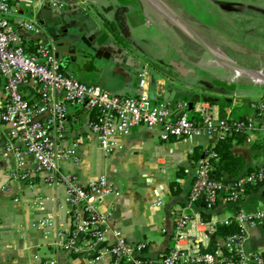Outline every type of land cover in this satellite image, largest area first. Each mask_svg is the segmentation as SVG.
Listing matches in <instances>:
<instances>
[{
	"label": "crops",
	"instance_id": "0c3cea01",
	"mask_svg": "<svg viewBox=\"0 0 264 264\" xmlns=\"http://www.w3.org/2000/svg\"><path fill=\"white\" fill-rule=\"evenodd\" d=\"M157 1L173 18L151 0H66L62 7L49 8L43 16L42 9L31 16L40 26L39 39L52 43L59 60L63 58L62 69L82 82L114 93L144 94L167 101L173 117L188 113L190 103L197 114V102L219 113L216 102L224 97L231 103L225 115L255 118L248 103L254 100L249 98L246 85L264 86V82L237 74L202 48L194 36L236 64L259 66L246 68L264 73V0ZM29 15L20 6L9 21L14 24ZM20 33L30 51L35 36L23 30ZM71 35L84 38L79 40L76 53L71 52ZM240 48H244L246 57L238 54ZM202 53L205 66L201 65ZM236 53L238 58L234 57ZM204 54L213 61L206 60ZM141 78L145 80L143 87ZM3 86L0 77V102L5 98ZM24 92L34 95L36 84L26 85ZM92 119V111L68 105L69 126L62 142L72 148L73 156L59 161L58 171L75 174L83 185L103 176L113 187L112 195L100 205L105 209L113 204L107 220V240H113L117 232L128 241H143L142 255L157 264L160 255L172 246L177 211L207 219L211 216L201 202L189 200V191L199 158L213 148L216 139L200 134L162 142L158 128L138 126L117 136V149L105 153L89 127ZM9 129L8 124L0 123V264H45L52 259L56 264H112L109 257L96 258L92 249L75 253L59 246L58 231L73 229L65 186L46 184L43 172L30 171L25 179L13 175L16 159L13 150L7 148ZM245 135L243 141L234 139L230 148L243 157V171L231 176L215 160L216 178L231 179L264 165V137L260 132ZM14 144L20 142L15 140ZM99 153L111 155L98 169ZM31 163L28 158L27 169ZM160 163L168 166L167 178L157 170ZM238 206L246 210L264 208V182L255 189H244L236 203L220 197L212 213L220 221L229 220ZM46 220L50 224H45ZM158 222V240L153 241L146 234ZM243 250L264 252V227L248 228Z\"/></svg>",
	"mask_w": 264,
	"mask_h": 264
},
{
	"label": "built area",
	"instance_id": "2783aa9c",
	"mask_svg": "<svg viewBox=\"0 0 264 264\" xmlns=\"http://www.w3.org/2000/svg\"><path fill=\"white\" fill-rule=\"evenodd\" d=\"M28 1L0 0V77L5 92L0 102V123L10 126L7 148L13 150L16 159L13 175L25 179L30 171L43 172L46 184L65 186L73 229L57 233L59 246L64 250L81 253L92 249L96 258L109 257L112 264H155L142 255L145 242L128 241L117 232L113 240H107L105 232L113 204L110 202L105 209H100V205L112 195L113 187L103 176L83 185L75 174L58 171L59 161L73 156L72 148L62 142L69 126L68 105H81L93 112L89 127L105 153L117 149V136L138 126L158 128L162 142L200 134L217 139L231 133L260 132L264 137L263 105L252 103L258 110L255 118L240 120L221 116L212 106L197 102L194 108L199 120L195 123L184 111L173 117L167 101L153 100L144 94L114 93L82 82L62 69L54 45L39 39L40 26L31 16L44 8L62 7L66 0ZM20 6L30 15L13 24L9 16ZM20 30L35 36L30 51ZM31 82L36 84V93L27 95L24 87ZM139 84L144 86V78ZM15 140L20 144L15 145ZM28 158L32 161L30 169L26 167ZM216 159L217 153L212 148L203 152L189 191V200L201 202L211 212L210 218L177 211L172 246L160 255L157 264H264L262 250L249 253L243 250L248 228L264 227V208L246 210L238 206L233 217L223 221L212 213L220 197L236 203L246 184L263 183L264 165L225 180L213 175ZM157 170L163 178L168 177L166 163H160ZM231 222L236 225L235 231L217 234L218 225ZM44 223L50 224L49 220ZM45 264L56 262L52 259Z\"/></svg>",
	"mask_w": 264,
	"mask_h": 264
},
{
	"label": "trees",
	"instance_id": "16d2710c",
	"mask_svg": "<svg viewBox=\"0 0 264 264\" xmlns=\"http://www.w3.org/2000/svg\"><path fill=\"white\" fill-rule=\"evenodd\" d=\"M160 62H153V64H157L159 65ZM260 103L263 105L264 108V95L261 97L260 99ZM255 102V101H254ZM253 101H249L248 103L251 105L252 103H254ZM257 103V102H255ZM216 104L219 107V114L221 116H226L225 115V108L230 106V102L227 101L226 98L224 97H220L218 98ZM253 111L257 114L258 110L253 108ZM188 118L190 120H192L193 122L197 123L199 120L198 115L193 111L190 110L188 113H186ZM231 116L235 119H240V120H247L248 117H241V118H237L234 117L232 115H228ZM246 135L245 133H231V134H227L226 136L222 137V138H217L216 142L213 146V150H215V152L217 153V163L218 166L222 167L229 175L231 176H235L237 174H239L241 171H243L244 167H245V161L243 159L242 156L237 155L235 153L232 152L231 145H232V141L235 139L236 141H243L245 139ZM262 145L264 146V141H262ZM213 175L215 177H217V170H215L213 172ZM262 183H257L255 185H251V184H246L245 188L247 187L249 188H256L258 186H260ZM236 230V225L231 222L229 224H221L218 225L217 227V234L218 235H225L228 233H231L233 231Z\"/></svg>",
	"mask_w": 264,
	"mask_h": 264
},
{
	"label": "rangeland",
	"instance_id": "374dc122",
	"mask_svg": "<svg viewBox=\"0 0 264 264\" xmlns=\"http://www.w3.org/2000/svg\"><path fill=\"white\" fill-rule=\"evenodd\" d=\"M171 3H174V4H177V3H179L180 1L179 0H169ZM183 1H187V0H183ZM186 3V2H185ZM191 8H195L194 6H191ZM189 42V44H190V42L191 41H188ZM226 49V48H225ZM222 51V50H221ZM245 50H244V48H240V49H238V54H240L241 56H244V57H246V55H245ZM237 53L234 55V57H239V55H238ZM224 56V55H223ZM224 57H226V56H224ZM230 57V56H229ZM204 58H207L206 60H211V61H213L212 60V58L209 56V55H207V54H204ZM228 58V57H227ZM228 59H230V58H228ZM230 60H232V59H230ZM257 60H259V58H257ZM204 62V59H203V53H202V55H201V65H203V66H205V62ZM246 67H251V68H253V67H255V69L257 68V67H259V66H246ZM261 67V66H260ZM258 69V68H257ZM262 70L264 71V66H262ZM236 86H237V88H241V85L240 84H236ZM246 90H248V92H249V98L250 99H253L254 101H256L257 103H260V101H258L257 99H259L260 98V94H262V92H263V90H264V86H261V85H255V84H252V83H248L247 85H246ZM111 154H103V153H99L98 154V165H97V167H98V169H99V167H101L102 166V164L106 161V156L108 157V156H110ZM133 170L134 169H136V166H134L133 168H132ZM158 226H156L155 228H153V230H149L148 232H147V234H146V236H148L151 240H153V241H157L158 240V237H157V233H156V229H157V227L159 228V227H161V224H160V222H158V224H157Z\"/></svg>",
	"mask_w": 264,
	"mask_h": 264
},
{
	"label": "bare ground",
	"instance_id": "6f19581e",
	"mask_svg": "<svg viewBox=\"0 0 264 264\" xmlns=\"http://www.w3.org/2000/svg\"><path fill=\"white\" fill-rule=\"evenodd\" d=\"M156 6H158L160 8V10H162L164 13L168 14L171 16V18H173V15L170 14L168 11L166 10L157 0H151ZM148 2V1H147ZM152 4V3H150ZM153 4V5H154ZM184 23V22H183ZM180 24V23H179ZM183 25V24H182ZM192 36H194L191 32H189ZM194 38L196 40H198L199 42H201L202 44H204L212 53L213 55L218 58L219 60H221L222 62L226 63L229 65V67L232 68V70L234 72H236L237 74H246L248 76H251L255 81L257 82H264V73L262 72H256L253 70H245V69H241V68H237L236 66H233L230 61H228L226 57H224L222 54H220L217 49L212 48L210 46H208L207 44H205V41L201 40L200 38H197L196 35L194 36ZM193 39V38H192ZM221 50V49H220ZM219 50V51H220ZM225 55V54H224ZM258 71V70H257Z\"/></svg>",
	"mask_w": 264,
	"mask_h": 264
},
{
	"label": "water",
	"instance_id": "95a60500",
	"mask_svg": "<svg viewBox=\"0 0 264 264\" xmlns=\"http://www.w3.org/2000/svg\"><path fill=\"white\" fill-rule=\"evenodd\" d=\"M45 11H50V9H49V8H44V9H42V16H43V13H44ZM70 38H71V40H72V42H71V52L76 53V50H77V48L79 47V40H83V41H84V38H83V37H78V36H76V35H71ZM197 42L201 45L202 48H204L206 51L210 52V50H209L204 44H202V43L199 42L198 40H197ZM62 60H63V58H60V63H61V65L63 66L64 64H63ZM227 60L230 61V63H231L233 66H236L237 68H241V69L248 70V68L236 64L233 60H230V59H227ZM253 71L260 72V71H257V70H253ZM262 95H264V90H263V92H262ZM191 109H192V104L190 103V104H189V109H188V110H191Z\"/></svg>",
	"mask_w": 264,
	"mask_h": 264
}]
</instances>
